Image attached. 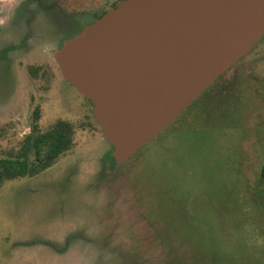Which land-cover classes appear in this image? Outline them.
<instances>
[{"label":"rangeland","instance_id":"374dc122","mask_svg":"<svg viewBox=\"0 0 264 264\" xmlns=\"http://www.w3.org/2000/svg\"><path fill=\"white\" fill-rule=\"evenodd\" d=\"M34 1L12 24L18 0L0 3V158L18 150L35 110L41 132L72 124L73 145L1 185L0 264H264V36L116 162L53 53L122 0Z\"/></svg>","mask_w":264,"mask_h":264},{"label":"water","instance_id":"95a60500","mask_svg":"<svg viewBox=\"0 0 264 264\" xmlns=\"http://www.w3.org/2000/svg\"><path fill=\"white\" fill-rule=\"evenodd\" d=\"M264 36V0H122L54 51L126 162Z\"/></svg>","mask_w":264,"mask_h":264},{"label":"trees","instance_id":"16d2710c","mask_svg":"<svg viewBox=\"0 0 264 264\" xmlns=\"http://www.w3.org/2000/svg\"><path fill=\"white\" fill-rule=\"evenodd\" d=\"M86 100L93 107L92 102L88 99ZM38 119L39 115L37 110H35L29 133L23 137L18 150L13 155L0 158V187L5 182L33 177L42 173L72 147L74 135L72 124L58 120L46 132H41L37 125ZM95 126L99 129L96 124ZM99 131L102 133L100 129ZM110 153L107 156L113 161ZM260 177L264 182V163L260 170Z\"/></svg>","mask_w":264,"mask_h":264},{"label":"flooded vegetation","instance_id":"af4514ba","mask_svg":"<svg viewBox=\"0 0 264 264\" xmlns=\"http://www.w3.org/2000/svg\"><path fill=\"white\" fill-rule=\"evenodd\" d=\"M2 1H3V0H0V3H1ZM8 1H10V0H8ZM11 1L14 2V0H11ZM33 2H35V1H34V0H18V3L16 4V8H14V10H13V11H14V12H13V15H11V18L9 17V19H10V21H11V24H12L13 22H17V21H19L20 19H22V15L25 13V9H26L27 5H31ZM0 7H2V5H1ZM1 13H4V11L0 8V14H1ZM12 26H14V25H12ZM1 33H3V31H0V34H1ZM1 35H5V34H1ZM74 35H75V34H74ZM74 35H73V36H74ZM73 36L71 35V37H73ZM71 37H70V38H71ZM66 39H69V38H66ZM66 39H64V41H65ZM64 41H63V42H64ZM63 42H62V43H63ZM6 51H8V50L6 49V50H4L3 52L5 53ZM213 84H214V83H213ZM213 84H212V85H213ZM212 85H211V86H212ZM211 86H210V87H211ZM210 87H209V88H210ZM209 88H208V89H209ZM208 89H207V90H208ZM207 90H206V91H207ZM206 91H205V92H206ZM205 92H204V93H205ZM204 93H203V94H204ZM203 94H202V95H203ZM202 95H201V96H202Z\"/></svg>","mask_w":264,"mask_h":264}]
</instances>
